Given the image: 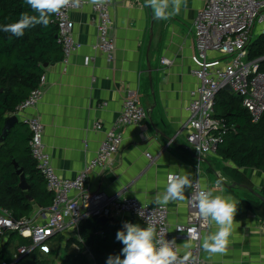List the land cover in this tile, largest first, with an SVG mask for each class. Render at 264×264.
I'll return each instance as SVG.
<instances>
[{
	"label": "crops",
	"instance_id": "1",
	"mask_svg": "<svg viewBox=\"0 0 264 264\" xmlns=\"http://www.w3.org/2000/svg\"><path fill=\"white\" fill-rule=\"evenodd\" d=\"M113 2L115 60L110 62L94 49L98 35L92 23L91 4L74 13V35L83 49L68 63L62 58L45 68L47 85L43 100L37 109L27 113L37 116L45 125V143L57 174L73 180L83 171L96 157L104 139L95 125L112 126L122 111L126 92L137 90L150 117L124 129L120 153L105 171L90 175L88 191L110 197H132L157 206L153 203L154 196L165 191L169 175H189L194 180L199 169L204 188L214 195L231 196L237 202L227 247L223 253L203 249L207 264H264V221L242 205V201H261L227 174L226 168H235L232 162L219 154L205 159L197 157L187 145L185 135L178 134L189 119L191 93L198 87L191 60L194 21L208 0H186L178 12L169 7L168 19H154L146 0ZM86 57L93 58L90 66H85ZM163 58L172 65L162 66ZM17 116L19 124L15 128L31 135L24 123L25 116ZM240 171L252 185L246 187L264 197V172ZM189 193L190 188L185 195L188 197ZM187 202L166 205L171 227L186 222ZM38 208L41 207L36 205L32 214ZM217 230L211 220L206 236Z\"/></svg>",
	"mask_w": 264,
	"mask_h": 264
},
{
	"label": "built area",
	"instance_id": "2",
	"mask_svg": "<svg viewBox=\"0 0 264 264\" xmlns=\"http://www.w3.org/2000/svg\"><path fill=\"white\" fill-rule=\"evenodd\" d=\"M90 4L86 0H68L59 14H53L52 23L58 27L57 43L65 63L83 49L74 35L72 15ZM90 6L92 23L98 35L94 49L113 62L117 50L113 36L114 2L107 0L103 5ZM259 37H264V0H208L198 12L194 21V54L191 58L194 65L192 73L198 87L191 93L192 101L187 109L189 119L178 133L185 135L187 145L197 157L205 159L217 154L229 131L224 119L217 116L215 107L217 96L226 91L227 86L241 98L242 106L254 124L264 116V56L257 59L250 57L251 45ZM92 62V57L85 58V66H90ZM161 65L169 67L172 62L163 58ZM46 85L47 78L43 74L39 86L31 91L15 115L25 116L24 123L31 132L30 155L48 191L53 194V202L51 206L38 208L31 216L21 220H17L10 210L0 208V264H17L37 249L48 255L59 235L73 233L79 240L80 225L89 218L101 217L108 218L109 223H120L122 229L125 222L134 224L137 221L143 227L152 224L156 228L157 239L175 240L173 247L178 256L177 264H207L202 241L211 228V219L203 218L189 202L186 222L171 227L166 205L149 206L136 198L110 197L104 193H91L87 189L90 175L105 171L120 153L124 129L149 119L150 111L142 105L139 92H126L122 111L112 126L95 125V130L104 134L96 157L75 179L65 180L59 177L53 165L45 143V125L37 116L27 114L37 109L43 100ZM106 106L107 103L103 105ZM146 157L152 160L150 154ZM197 181L198 186L190 188L189 198L203 187L199 169L193 182ZM14 237L29 244L22 246ZM84 253L94 260L86 246Z\"/></svg>",
	"mask_w": 264,
	"mask_h": 264
},
{
	"label": "trees",
	"instance_id": "3",
	"mask_svg": "<svg viewBox=\"0 0 264 264\" xmlns=\"http://www.w3.org/2000/svg\"><path fill=\"white\" fill-rule=\"evenodd\" d=\"M22 12L38 15L25 0H0V26L17 21ZM49 20L47 27L42 24L29 27L21 37L0 30V136L6 119L15 115L31 91L39 86L45 71L44 66L63 58L62 49L57 43L58 27L52 23L53 15ZM250 50L251 59L264 56V37L256 39ZM262 71L264 72V63ZM235 96L228 95L222 103L216 98V110L222 111L217 116L224 119L229 128L217 154L234 165L235 168L225 170L235 182L252 187L240 170L256 169L264 172V116L259 123L254 124L248 111ZM30 139L31 135L26 131L14 128L8 139L0 145V208L10 210L17 220L30 216L36 205L45 208L53 202V194L48 191L44 178L30 155ZM13 160L24 168L31 186L27 192L19 188L20 178L15 175ZM28 197H32L33 201ZM242 205L264 221L263 203L242 201ZM119 230H122V226L118 222H110L102 229L96 218L87 219L79 227L80 239L75 238L82 252L78 255H67L59 263L107 264L108 257L121 255L124 247L116 239ZM13 239L22 246L27 245L22 244L21 241H25L23 239ZM64 241H68L67 238L59 235L56 239L59 247L46 255L53 257L52 262L41 257L43 255L37 249L17 264H55L60 260ZM85 246L90 249L94 260L84 253Z\"/></svg>",
	"mask_w": 264,
	"mask_h": 264
},
{
	"label": "clouds",
	"instance_id": "4",
	"mask_svg": "<svg viewBox=\"0 0 264 264\" xmlns=\"http://www.w3.org/2000/svg\"><path fill=\"white\" fill-rule=\"evenodd\" d=\"M106 2L107 0H90L94 5ZM25 3L38 15L22 12L17 21L0 26V30L21 37L29 27L37 24L47 27L49 17L59 14L68 0H25ZM146 4L152 8L154 19H168L171 15L167 11L169 7L173 12H178L182 4L186 5V0H146ZM198 184L189 175H169L165 191L157 192L153 203L163 206L174 201L188 200L203 218H211L218 226L215 233L203 239V249L209 253H223L232 232L237 202L231 196L214 195L203 187L190 198L187 197L186 189H193ZM116 239L124 245L121 251L123 258L121 259V255L109 256L107 264H177L178 256L173 247L175 240L157 239L156 228L152 224L141 227L140 224L125 222L123 229L116 233Z\"/></svg>",
	"mask_w": 264,
	"mask_h": 264
},
{
	"label": "water",
	"instance_id": "5",
	"mask_svg": "<svg viewBox=\"0 0 264 264\" xmlns=\"http://www.w3.org/2000/svg\"><path fill=\"white\" fill-rule=\"evenodd\" d=\"M49 64H46L44 68H48ZM227 92L232 93L231 87L227 86L225 88ZM19 124V119L17 115H12L6 119L4 129L2 131V134L0 136V145H2L10 136L13 129ZM13 166L15 168V175H17L20 178L19 188L25 192L29 191L31 189V186L27 180V176L24 173V168L21 167L15 160H13ZM246 189H248L257 199H259L264 204V197L258 193H256L254 190L247 188L246 186H242ZM30 201H33L32 197H28ZM97 222L99 225H101L102 229H105L106 226L109 223L108 218L101 217L97 219Z\"/></svg>",
	"mask_w": 264,
	"mask_h": 264
},
{
	"label": "rangeland",
	"instance_id": "6",
	"mask_svg": "<svg viewBox=\"0 0 264 264\" xmlns=\"http://www.w3.org/2000/svg\"><path fill=\"white\" fill-rule=\"evenodd\" d=\"M234 93H230V92H227V91H223V93H221L218 98H217V101L219 103H222L224 102V99L227 98L228 95H231V96H235L233 95ZM237 101H239V103L241 104V98L239 96H235ZM216 114H222V111H217L216 110ZM66 238H68V241H64L61 245L62 248V253L60 254V260H57L55 264H60L59 262L62 260V259H65L67 255H78L79 253L82 252L81 248H79V246L76 244V240H75V236L73 235V233H67L66 235H64ZM22 244H29L28 241H21ZM59 247V244L57 242H55L54 244L51 245V248L53 250H56L57 248ZM64 251V252H63ZM43 258L45 259H48L50 262L53 261V257H47L46 255L42 254ZM87 255V254H86ZM91 259V258H89ZM91 264H94L93 262Z\"/></svg>",
	"mask_w": 264,
	"mask_h": 264
}]
</instances>
